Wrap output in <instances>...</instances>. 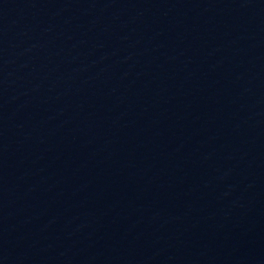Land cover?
Listing matches in <instances>:
<instances>
[{"label": "water", "instance_id": "95a60500", "mask_svg": "<svg viewBox=\"0 0 264 264\" xmlns=\"http://www.w3.org/2000/svg\"><path fill=\"white\" fill-rule=\"evenodd\" d=\"M0 264H264V0H0Z\"/></svg>", "mask_w": 264, "mask_h": 264}]
</instances>
